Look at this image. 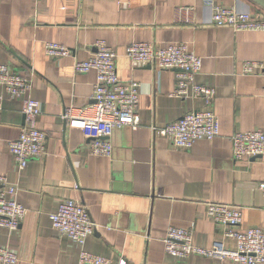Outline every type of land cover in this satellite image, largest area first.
Listing matches in <instances>:
<instances>
[{
	"label": "crops",
	"instance_id": "1",
	"mask_svg": "<svg viewBox=\"0 0 264 264\" xmlns=\"http://www.w3.org/2000/svg\"><path fill=\"white\" fill-rule=\"evenodd\" d=\"M213 3L264 18V8L252 0ZM211 16L204 0H0V64L30 75L28 95L42 110L34 123L47 135L45 154L18 170L8 141L24 125L26 96L4 95L0 173L18 185L17 199L26 211L17 230L0 227V246L17 253L16 264H78L77 246L57 234L49 219L67 198L84 205L97 226L85 243L92 253L127 264H237L197 255L176 258L162 242L168 226L193 224L195 245L218 242L234 249L224 226L206 214L207 200L240 206L241 230L264 227V196L257 187L264 181V156L235 159L228 139L238 131H264V74L241 72L243 60H264V30L214 26ZM99 39L116 51L118 77L139 84V125L112 131L108 157L92 155L90 140L62 117L68 105L93 103L95 72L76 74L73 63L87 60ZM46 41L67 46L70 55L50 58ZM133 41L184 42L201 57L196 82L216 90L210 107L219 120L218 137L176 148L154 136L152 124L205 104L199 97L170 94L174 70L132 65L124 52Z\"/></svg>",
	"mask_w": 264,
	"mask_h": 264
},
{
	"label": "built area",
	"instance_id": "2",
	"mask_svg": "<svg viewBox=\"0 0 264 264\" xmlns=\"http://www.w3.org/2000/svg\"><path fill=\"white\" fill-rule=\"evenodd\" d=\"M211 5L212 24L229 27L234 31L264 30V18L258 14L238 11L214 4ZM95 51L87 60H74L76 74L95 72L93 103L84 108L70 105L64 108L62 117L70 127L79 128L90 140L92 155L111 156L112 131L123 126L135 128L139 125V84L135 80L123 81L116 71V51L103 39L94 43ZM44 50L50 58L70 55V48L54 42H44ZM125 56L132 65H149L157 71L172 69L175 86L172 96L180 98H202L205 107L184 113L166 124H152L154 136L169 139L176 148H189L197 140H213L219 136V120L210 107L216 94L214 87L196 82L201 67V57L188 49L184 42L160 46L149 41H133L125 47ZM242 74H264V60H243ZM0 111L4 95L10 98L26 96L23 113L24 125L18 136L8 141V150L15 166L22 170L30 159L39 158L46 152V132L36 127L34 120L42 112L41 104L28 93L32 88L30 75L22 74L9 64H0ZM264 98V94H263ZM232 155L235 159L264 156V131L250 130L234 132L229 136ZM264 196V181L257 185ZM18 185L9 182L0 173V227L9 232L17 230L25 214V207L17 199ZM206 214L216 225L224 226V235L235 242V248H227L214 242L209 247L197 246L193 242V224L187 227L170 225L162 238L165 252L185 259L192 255L233 261L237 264L264 263V227L239 228L242 220L241 207L236 204L207 200ZM52 229L68 238L78 248V264H127L124 259L113 260L92 253L85 248L87 237L96 229L87 208L76 200L63 199L54 212L49 213ZM17 253L8 246H0V264H16Z\"/></svg>",
	"mask_w": 264,
	"mask_h": 264
},
{
	"label": "water",
	"instance_id": "3",
	"mask_svg": "<svg viewBox=\"0 0 264 264\" xmlns=\"http://www.w3.org/2000/svg\"><path fill=\"white\" fill-rule=\"evenodd\" d=\"M252 1L264 8V0H252Z\"/></svg>",
	"mask_w": 264,
	"mask_h": 264
}]
</instances>
